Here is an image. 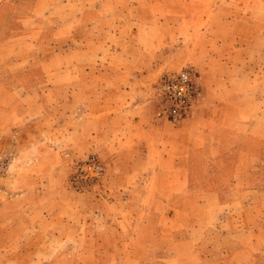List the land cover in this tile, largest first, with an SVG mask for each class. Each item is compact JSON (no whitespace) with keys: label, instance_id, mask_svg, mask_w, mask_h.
Wrapping results in <instances>:
<instances>
[{"label":"rangeland","instance_id":"374dc122","mask_svg":"<svg viewBox=\"0 0 264 264\" xmlns=\"http://www.w3.org/2000/svg\"><path fill=\"white\" fill-rule=\"evenodd\" d=\"M126 18L129 23L124 27ZM135 23L146 28L153 25V30L144 32L146 40L134 39ZM140 47L147 51L136 57L134 52ZM125 58L154 70L149 88L158 116L155 88L160 77L192 69L205 87L203 102L181 122L165 120L196 130L209 123V139L215 146L221 134L245 129L244 114H249L252 96H264V0H0V154L7 151L14 136L17 148L41 136L64 141L59 150L51 143L45 145L39 162L21 173L17 195L22 192V198L5 193L9 181L0 178V264H48L50 242L68 234L81 241L79 252L61 254L51 264H184L170 261L174 254L189 264H234L232 257H246L242 249L229 255L218 231L220 223L228 234L233 229L232 217L218 210L219 202H228L234 194L233 187L222 189L221 199L217 195L204 199L207 189L217 193L220 183L193 180L194 198L185 201L180 193L176 199H165L169 185L163 184L159 200L145 193L143 201L130 200L128 209L123 197L129 186L122 183L120 161H106L90 148V127L95 122H83L82 134L76 138L73 102L41 101L52 96L43 87L44 78L50 85L61 83L60 97L66 85V92L73 95L75 76L83 81L90 77L85 67L122 64ZM89 106L81 104L83 110L89 111ZM62 124L67 127L64 136ZM236 138L231 136V141ZM260 145L257 155L264 158V142ZM255 147L252 142L239 160L246 163L249 148L255 151ZM203 153H193V159L207 160L215 151ZM92 155L104 166V175L71 187V161H86ZM199 170L203 169H193V179L205 176ZM261 170H254L255 176L243 179L237 187L258 185ZM133 175L138 176L136 171ZM261 182L263 186L264 179ZM148 185L132 184L152 191ZM169 206L177 207L179 213L188 210L183 217L171 218ZM153 209L166 214L150 215L147 211ZM63 220L72 226L61 230L60 236L52 228H61ZM173 220L181 229L171 231ZM185 222L194 229L182 228ZM231 239L227 237L228 242Z\"/></svg>","mask_w":264,"mask_h":264},{"label":"crops","instance_id":"0c3cea01","mask_svg":"<svg viewBox=\"0 0 264 264\" xmlns=\"http://www.w3.org/2000/svg\"><path fill=\"white\" fill-rule=\"evenodd\" d=\"M152 22L151 19L150 23ZM128 23V18L123 19L122 25L124 27ZM137 25L136 30L133 31L134 39L146 40L147 37L144 32L148 28L153 30V25L147 28ZM145 51H147L145 47H140L137 48V53L134 52V54L137 55L136 57H142ZM73 52L78 53L77 50ZM125 54L130 56L129 52ZM133 60L125 58L122 64L99 63L85 67L84 71L89 72L90 77L88 80L83 81L82 77L75 76L73 95L69 94L68 89L66 92V88H68L66 85L65 88L61 89L60 97L58 92L61 83L57 82L50 85L44 78L42 80L43 83L45 82L43 87L45 91L51 92L52 96L46 97L47 99L43 97L40 100L43 102L53 98L61 100V105L69 101L73 102L74 135L76 138L82 134L81 125L83 122H95L94 125L91 123L90 127V148L91 150H97L102 159L104 158L106 161H120L122 183L129 186L126 187L127 193L123 197L128 209L131 207L129 205L130 200L143 201L145 200V193L152 194L153 197H158L157 200H159V195H162L163 192V184L169 185L165 199H176L180 193V198L185 201L194 198L193 190L190 188L191 184L194 183L193 180L201 184L220 183L217 193H212L216 189L209 188L207 189L209 191L203 195L204 199H209L210 196L212 198L213 195H217L221 199L225 194L222 189L233 187L234 194L229 198L230 200L219 202L218 208L222 214L225 215L226 213L228 217H232L233 229L228 234L225 231L226 227L220 223L218 224V231L221 232V240L225 242L224 247L230 251L229 253L227 250L229 255L236 253L238 249L246 251L247 255L241 260L232 257L230 263L264 264V185L262 186L261 182L264 179V167H261L260 163L255 161L258 160L264 163V158L257 155L258 152L261 153L262 147L260 144L264 142V96H252L249 114H244L246 127L243 131L233 129L232 133L221 134L222 138L218 140L216 147L211 146L209 123L208 126L204 124L202 130H196L189 124L176 127L158 116L153 98L154 94L152 89L149 88L150 76L154 74L151 71L154 70L150 66L141 65V62L137 59ZM77 68L78 70L82 69L80 66ZM26 70L30 71L31 67ZM45 71L43 70V73ZM44 77H47V74ZM42 81L39 80V86H41ZM82 103L90 104L89 111L86 108L83 110ZM230 110L237 111L236 109ZM79 116H84V119L80 120ZM211 120L216 121L215 117H212ZM66 129L67 127L62 124L61 136H64ZM223 136H229L228 140H223ZM231 136L239 138L231 141ZM252 142L256 149L254 151L249 148L250 153L246 154L244 159L246 163H244L239 159L243 158L242 153L247 150ZM212 150L215 151V154H212V157L209 155L207 160H204V157L197 160L193 159V153L195 152L202 151L206 153ZM199 167L201 170L203 169L199 172L205 174V176L194 177L193 179L191 173L193 169ZM215 167L218 169L217 171H215ZM208 168H210L209 171ZM239 168L245 170L238 171ZM259 168L262 169L260 172L262 175L258 185L237 187L243 179L245 180L248 176L254 175L252 174L254 170L259 173ZM135 171L137 177L133 175ZM125 173L129 175L126 176ZM135 183L146 184L147 188L149 187L148 184H151L152 191L146 188L133 187L132 184ZM64 192H67L66 189H64ZM136 192H139V196H136ZM57 209L60 208L57 207ZM187 210L182 209L179 213L177 207L169 206L167 215L171 218L178 215L183 217L184 212H187ZM147 212L154 216L166 214V211L157 210ZM235 217L240 218L236 219ZM62 222L61 228H52L53 232L59 233L61 230L71 228L72 224L67 220ZM172 222L170 224L173 228L171 231L181 229L177 221L173 220ZM186 222L182 225V228L188 229V232L193 230L194 228L187 226ZM59 235L61 236V232ZM229 236L233 240L231 239L228 242L227 237ZM177 243L180 242L177 241ZM171 257L169 258L170 261L173 259L175 262L189 264L188 261L179 259L177 254ZM59 259L61 258L57 257L51 263Z\"/></svg>","mask_w":264,"mask_h":264},{"label":"built area","instance_id":"2783aa9c","mask_svg":"<svg viewBox=\"0 0 264 264\" xmlns=\"http://www.w3.org/2000/svg\"><path fill=\"white\" fill-rule=\"evenodd\" d=\"M156 97L160 103L159 116L181 122L203 101L205 87L190 68L169 72L157 82ZM73 174L70 186L77 188L82 183H92L104 175V166L95 155L86 161H71Z\"/></svg>","mask_w":264,"mask_h":264},{"label":"clouds","instance_id":"9594fccd","mask_svg":"<svg viewBox=\"0 0 264 264\" xmlns=\"http://www.w3.org/2000/svg\"><path fill=\"white\" fill-rule=\"evenodd\" d=\"M78 118L83 120L84 116H79ZM49 143L59 150L64 141H50L47 137L41 136L38 139H31L29 142H25L22 147L17 148L18 140L15 136L12 138V144L8 147L7 151L0 154V172L4 173V176L0 178L9 181L3 189L5 193L12 194L16 199L23 197L24 194L22 192L17 195L18 179L21 173L39 162L42 148ZM80 248L81 241L71 234L65 235L63 238L56 237L52 239L49 245L48 264H51L61 254L72 256L78 253ZM39 255L38 253L37 256L39 257Z\"/></svg>","mask_w":264,"mask_h":264}]
</instances>
